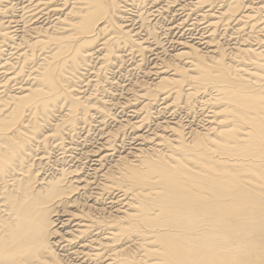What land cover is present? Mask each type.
<instances>
[{"label": "bare ground", "instance_id": "obj_1", "mask_svg": "<svg viewBox=\"0 0 264 264\" xmlns=\"http://www.w3.org/2000/svg\"><path fill=\"white\" fill-rule=\"evenodd\" d=\"M0 264H264V0H0Z\"/></svg>", "mask_w": 264, "mask_h": 264}]
</instances>
